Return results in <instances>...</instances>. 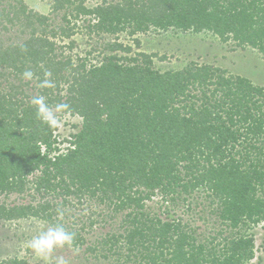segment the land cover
Masks as SVG:
<instances>
[{
  "label": "trees",
  "instance_id": "obj_1",
  "mask_svg": "<svg viewBox=\"0 0 264 264\" xmlns=\"http://www.w3.org/2000/svg\"><path fill=\"white\" fill-rule=\"evenodd\" d=\"M13 1L2 5L0 16L10 24L20 17L32 19L28 23L33 31L25 40L0 47V68L21 74L31 69L42 74L38 81L51 72L48 79L54 87L46 89H57V94L47 102L68 104L66 111L79 115L82 124L70 140L57 141L56 128L39 121L30 102L14 91L0 90V194L21 190L27 176L41 170L36 190L59 188L60 194L96 197L114 210H140L156 194L174 200L179 194L203 191L216 204L224 225L264 220L262 86L208 64L161 72L153 68L151 56L141 52L140 61L129 58L131 64L115 55L89 67L84 62L73 65L70 58L50 61L55 41L45 32L34 33L47 26L49 16L27 12L21 0ZM72 3L54 0L51 11ZM74 10L75 15L94 16L95 28L103 32L134 34L150 26L207 30L264 55V0H120L92 9L79 2ZM108 47L130 50L117 43ZM64 69L72 77L68 96L61 101L58 86ZM3 75L0 69V78ZM52 152L56 154L49 156ZM48 206H0V218L50 220ZM130 221L136 225L126 240L146 249L149 264H244L254 258L253 234L224 236L215 243L214 236L209 245L197 240L195 229L170 217L148 225L135 214ZM121 236L112 234L102 243L112 245ZM0 264L26 263L6 259Z\"/></svg>",
  "mask_w": 264,
  "mask_h": 264
},
{
  "label": "rangeland",
  "instance_id": "obj_2",
  "mask_svg": "<svg viewBox=\"0 0 264 264\" xmlns=\"http://www.w3.org/2000/svg\"><path fill=\"white\" fill-rule=\"evenodd\" d=\"M21 1L25 4L27 12L49 16L47 26H39L34 33L42 35L45 32L49 39L55 41L57 49L49 56L50 61L63 62L70 58L73 65L84 62L86 67H89L101 63L107 56L115 55L119 62L131 64L132 60L129 58L136 57L140 61L138 53L141 52L150 55L153 68L161 72L179 70L193 63L208 64L221 70L225 69L227 74L244 76L264 88V55L257 48L239 45L231 39L223 41L210 31H181L174 27L162 30L150 26L146 31L134 34H128L127 31L109 33L95 28L94 16L75 15L74 8L79 2L92 9L105 2L116 3L120 0H71L72 4L58 11H51L54 0ZM7 2L8 0H0V8ZM10 2L14 4L13 0ZM28 22H32V19ZM28 22L24 17H20L10 24L0 16V47L32 36L33 26ZM69 28L71 29L68 30ZM67 33L70 35H66ZM113 43L130 47V50H111L108 46ZM0 69L4 73L0 78L2 92L14 91L27 102L34 96L44 95L47 98L57 94V89L48 91L39 87L38 80L42 74L35 75L29 81L23 79L21 73H16L10 68ZM60 75L62 79L58 86V95L63 101L68 96V80L72 76L69 69H64ZM59 117L61 124L56 128V140H70V134L79 130L82 119L69 111L60 113ZM41 174V170L29 174L21 190L0 194V206L5 208L26 205L39 208L48 203V212L52 214L50 220L34 216L10 220L0 218V261L16 259L19 256V260H24L26 264H57L60 257H63L67 264H149L144 257L146 249L136 242L130 244L126 240L127 232L136 225L130 221L135 214L148 225L157 218L162 221L173 218L191 230L195 229L197 240L209 242V245L214 236L215 243L223 242L224 236L232 238L239 234H253L254 258L244 261V264L257 263V256L263 254L264 220L255 225H239L233 228L224 225L216 213V204L205 198L203 191L179 194L174 200L170 199L171 196L161 198L156 194L152 199L146 200L140 210H135L134 207L114 210L113 206L98 201L96 197L60 194L59 188L49 192L38 191L35 183ZM57 209L64 212L62 219L57 217ZM57 223H62L69 231L76 232L75 246L79 249L78 252L65 246L57 248L51 257L45 259L25 247L27 240ZM112 234L122 236L112 245L103 244L102 242ZM134 240L139 238L135 237ZM89 248H93V251ZM257 264H264V256Z\"/></svg>",
  "mask_w": 264,
  "mask_h": 264
},
{
  "label": "clouds",
  "instance_id": "obj_3",
  "mask_svg": "<svg viewBox=\"0 0 264 264\" xmlns=\"http://www.w3.org/2000/svg\"><path fill=\"white\" fill-rule=\"evenodd\" d=\"M34 76L35 73L31 69H26L22 73V77L25 80L31 81ZM44 76L45 79L40 81L39 87H54V83L48 79L51 76V72L46 71ZM30 103L36 109V118L50 128H58L60 126L61 120L59 114L69 108V105L66 103H56L54 106H50L44 95L34 96ZM61 146L62 148L64 147V145ZM63 216L64 212L57 209V217L62 219ZM76 235V232L69 231L62 223H57L27 240L25 247L32 250L35 255L45 259L51 257L57 248L65 246L78 252L79 249L75 246ZM16 259L19 260L21 257L18 256ZM57 264H67V261L63 257H60L57 260Z\"/></svg>",
  "mask_w": 264,
  "mask_h": 264
},
{
  "label": "crops",
  "instance_id": "obj_4",
  "mask_svg": "<svg viewBox=\"0 0 264 264\" xmlns=\"http://www.w3.org/2000/svg\"><path fill=\"white\" fill-rule=\"evenodd\" d=\"M262 253H263L262 255L260 254L261 259L257 263H259L262 260L263 256H264V246H263V252ZM257 263H255V264H257Z\"/></svg>",
  "mask_w": 264,
  "mask_h": 264
},
{
  "label": "built area",
  "instance_id": "obj_5",
  "mask_svg": "<svg viewBox=\"0 0 264 264\" xmlns=\"http://www.w3.org/2000/svg\"><path fill=\"white\" fill-rule=\"evenodd\" d=\"M44 150V147L42 148V151ZM64 150V149H63ZM54 154H56L55 152H52L49 154V156H53Z\"/></svg>",
  "mask_w": 264,
  "mask_h": 264
}]
</instances>
